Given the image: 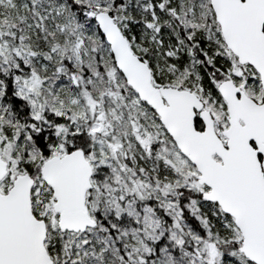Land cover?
I'll list each match as a JSON object with an SVG mask.
<instances>
[{
    "label": "snow or ice",
    "instance_id": "obj_1",
    "mask_svg": "<svg viewBox=\"0 0 264 264\" xmlns=\"http://www.w3.org/2000/svg\"><path fill=\"white\" fill-rule=\"evenodd\" d=\"M0 264H264V0H0Z\"/></svg>",
    "mask_w": 264,
    "mask_h": 264
}]
</instances>
